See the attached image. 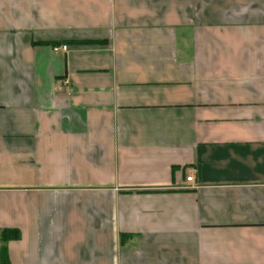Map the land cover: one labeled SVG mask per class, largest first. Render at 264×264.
Returning <instances> with one entry per match:
<instances>
[{
    "label": "crops",
    "instance_id": "crops-1",
    "mask_svg": "<svg viewBox=\"0 0 264 264\" xmlns=\"http://www.w3.org/2000/svg\"><path fill=\"white\" fill-rule=\"evenodd\" d=\"M3 229L9 264H264V0H0Z\"/></svg>",
    "mask_w": 264,
    "mask_h": 264
},
{
    "label": "trees",
    "instance_id": "trees-1",
    "mask_svg": "<svg viewBox=\"0 0 264 264\" xmlns=\"http://www.w3.org/2000/svg\"><path fill=\"white\" fill-rule=\"evenodd\" d=\"M19 237V231L15 229H3L0 232V264H9L6 245L9 241L18 240Z\"/></svg>",
    "mask_w": 264,
    "mask_h": 264
},
{
    "label": "built area",
    "instance_id": "built-area-1",
    "mask_svg": "<svg viewBox=\"0 0 264 264\" xmlns=\"http://www.w3.org/2000/svg\"><path fill=\"white\" fill-rule=\"evenodd\" d=\"M62 51H66L67 50V48L65 47V46H62L61 48H60ZM58 50H59V48L58 47H54L53 48V51L56 53V52H58ZM190 181H192V177H187L186 178V182H190Z\"/></svg>",
    "mask_w": 264,
    "mask_h": 264
}]
</instances>
